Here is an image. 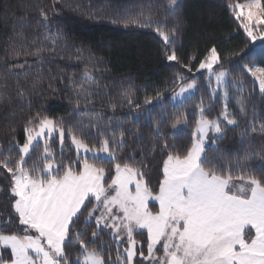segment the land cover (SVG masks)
I'll use <instances>...</instances> for the list:
<instances>
[{
    "label": "trees",
    "instance_id": "obj_1",
    "mask_svg": "<svg viewBox=\"0 0 264 264\" xmlns=\"http://www.w3.org/2000/svg\"><path fill=\"white\" fill-rule=\"evenodd\" d=\"M235 2L247 0H179L174 9L170 0H0V164L7 160L14 165L19 159L14 137L22 143L27 120L41 112L88 133L90 146H100L99 134L110 140L114 157L90 158L109 170L105 182L114 174V162L127 161L143 166L149 186L158 191L164 158L160 145L166 142L174 146L169 151L179 153L191 143L197 105L202 101L205 116L219 120L224 128L215 143L206 147V157L225 175L264 177V131L260 130L264 93L246 70L241 71L247 64L264 68V40L252 42L246 37L228 7ZM41 10L48 16L47 26H43ZM141 11L142 19L151 24L137 21L124 26L128 17L136 20ZM116 16L121 19L113 23ZM157 23L165 24L166 30L178 27L169 51H176L180 63L166 59L163 41L155 32ZM213 43L224 56L226 102L220 95L212 96L205 73L196 71L205 49ZM193 55L198 59L189 65V72L184 65ZM85 71L91 80L83 76ZM177 77L186 83L194 80L196 91L173 105L171 94L186 85ZM224 106L236 125H227L223 119ZM181 113L187 118L185 129L174 134L171 126ZM49 143V159L61 171L60 166L76 153L67 137L61 147L56 137ZM43 154L39 143L23 166L42 170L47 161ZM6 177L8 173L0 167L2 234L22 230ZM80 230L89 241V250L99 252L105 264H126L123 249L93 222L81 223ZM94 230L99 232L95 238ZM134 238L145 254L146 234L136 232ZM82 253L77 242L67 243L70 261ZM133 264L149 263L137 256Z\"/></svg>",
    "mask_w": 264,
    "mask_h": 264
},
{
    "label": "snow or ice",
    "instance_id": "obj_2",
    "mask_svg": "<svg viewBox=\"0 0 264 264\" xmlns=\"http://www.w3.org/2000/svg\"><path fill=\"white\" fill-rule=\"evenodd\" d=\"M170 4L175 6L177 0H170ZM228 7L249 40L255 42L258 36L264 39V0L235 2ZM144 15L141 11L136 14V20L128 17L124 26L137 21L151 24V20L142 19ZM40 16L43 26H47L46 11L41 10ZM120 19L116 16L112 22ZM166 27L157 23L155 32L163 41L166 59L180 63L176 51H169L174 48L178 27L171 30ZM202 57L196 71H207L209 78L214 76L217 86H222L227 70H223L224 56L220 50L213 43ZM196 59L198 57L193 55L189 64L184 65L189 72L192 71L189 65ZM245 70L258 81L259 91L264 93V68L247 64L241 68L242 72ZM83 76L92 79L88 71ZM177 78L182 84L186 83L183 78ZM194 85V80L186 83L174 93L173 99L184 96ZM128 102H133L130 97ZM197 108L191 143L179 153L169 151L174 146L166 142L160 145L164 158L158 191L149 186L143 166L127 161L114 162V174L105 182L109 170L90 162L86 155L101 152L114 157L111 142L103 134H99V147L90 146L88 133L77 131L71 125L66 127L62 119L41 112L29 117L23 142L14 137L19 159L14 165L7 160L0 164L8 173L12 208L22 226V230L0 233V264H105L99 252L89 250V241L80 230L81 223L87 226L93 218L96 228L102 226L109 230L117 242L123 243L122 237L126 236V264H133L137 253L145 259L153 257L157 245H162L163 250V256L157 257L159 264H264V177H233L218 170V165L206 157L205 140L209 131L221 134L224 128L219 120L205 116L202 101ZM223 119L227 125L237 124L234 117H229L227 109ZM182 122H187L184 113L176 116L172 127ZM256 130L253 127L252 131ZM260 130L264 131V123ZM156 131L159 132V128ZM56 135L61 146L65 138H69L77 156L60 166L61 171L52 174L54 165L49 159L52 156L49 141ZM120 136H124L123 131ZM40 141H43V159L48 162L40 171L23 166L25 157ZM234 180L243 184L237 187ZM130 185H134V190H130ZM149 200L157 202L158 209L150 208ZM135 229L146 230V257L137 248L140 242L134 238ZM98 234L94 230L92 237ZM69 242L79 244L83 250L82 260L68 259ZM9 250L10 254L5 257L4 253Z\"/></svg>",
    "mask_w": 264,
    "mask_h": 264
},
{
    "label": "rangeland",
    "instance_id": "obj_3",
    "mask_svg": "<svg viewBox=\"0 0 264 264\" xmlns=\"http://www.w3.org/2000/svg\"><path fill=\"white\" fill-rule=\"evenodd\" d=\"M178 1H179V0H177V3H178ZM245 3H246V2H245ZM176 5H177V4H176ZM176 5H175V6H172V5L169 3V6H170L171 9H174V8L176 7ZM261 40H264V39H261V38H259V36H258V38H257V40H256L255 42H259V41H261ZM252 42H253V41H252ZM254 67H256V66H254ZM203 73H205V75H206V80H207L208 83H209V86H210L209 88H210V90H211V92H212V93H211L212 96L220 95L221 98H222V100H223L224 102H226V101H227V98H228L227 94H225V93H226V82H227V76H226V78H225V83H224L222 86H217L214 76H212L211 78H209V73H208L207 71H203ZM249 74H250V73H249ZM253 79L255 80V82H256V84H257V86H258V89H259L258 81H257L255 78H253ZM183 86H186V85H183ZM180 87H182V86H180ZM180 87H179V88H180ZM179 88H178L175 92H178V91H179ZM195 91H196V84L194 85V89H193V90H190L188 93H186V94H185L184 96H182V97H179V98L173 99V96H174V93H175V92H173V93L171 94L170 98H169V101H170V103L173 104V105L181 104V103H183L186 99H188L189 97H191V96L195 93ZM224 111H225V106H224ZM184 129H185V123H183V122L180 123V124H177L176 128H173V127L171 126V132L174 133V134H175V133H178V132H180V131H182V130H184ZM218 136H219V134H216V133H213V132L209 131V133H208V135H207V137H206V140H205V147L212 145V144H213V140H214L215 138H217ZM55 137L58 139V142H59V136L56 135V136H54L53 138H55ZM51 139H52V138H51ZM39 143L43 144V141H40ZM70 143H71V141H70ZM59 145H60V147H61L60 142H59ZM71 147H72V149L75 151L76 156H77V152H76V150H75V148H74V146H73L72 144H71ZM30 153H31V152H30ZM29 155H30V154H28V155L25 157V160L27 159V157H28ZM86 155H87L89 158H104V159H111V158H112V156H109L107 153H101V152H97L94 156H93V154H91V153H88V154H86ZM25 160H24V161H25ZM47 162H48V161H46L45 163H47ZM51 162H52L53 165H54L53 169L51 170V171H52V174H56V173H57V167H56V164H55L53 161H51ZM45 163H44V164H45ZM43 166H44V165H43ZM42 169H43V168H42ZM105 178H106V176H105ZM234 183L237 185V187H239V186H241V184H243V181H238V182H235V181H234ZM129 187H130V190H134V185H130ZM93 203H95V202L93 201ZM149 207H150V208H154V209H158V203L155 202V201L149 200ZM13 210H14V209H13ZM96 215H99V213L97 212ZM92 222H93L94 225L96 226V224H95V219H94V218L92 219ZM99 229L105 231L108 235H110V237L116 242V244H118V245L123 249V255H124L125 258H126V252H125V248H126V246H127V238H126V236H123V237H122V239H123L124 242H123V243H119V242L116 241V239L114 238V235H113L109 230L104 229L102 226H101ZM136 232H144V233L146 234V230L135 229V230H134V234H135ZM146 235H147V234H146ZM137 248L140 249V245H139V243L137 244ZM156 249H157V250H154V256H153V257L148 258V259H145V258L141 257V256L139 255V253H137V254L133 257V261H134V259H135L137 256H139L140 258H143V259L145 260V262H147V263H149V264H159V261H158L157 257L163 256L162 245H157V246H156ZM237 250H238V246H237ZM9 254H10V250H9V252L4 253L5 257H7ZM146 256H147V247H146L145 257H146ZM82 258H83V253H82V255H81V257H80L79 259L82 260ZM76 260H77V259H76ZM76 260H75V261H76Z\"/></svg>",
    "mask_w": 264,
    "mask_h": 264
}]
</instances>
